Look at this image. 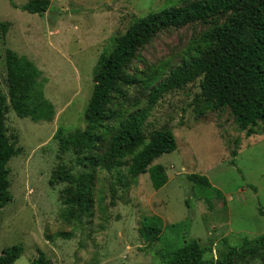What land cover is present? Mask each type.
<instances>
[{
  "label": "rangeland",
  "instance_id": "374dc122",
  "mask_svg": "<svg viewBox=\"0 0 264 264\" xmlns=\"http://www.w3.org/2000/svg\"><path fill=\"white\" fill-rule=\"evenodd\" d=\"M27 1L0 0V91L8 105L6 135L17 151L7 165L10 201L0 210V254L20 246L13 264H30L41 254L51 264H160L161 256L194 239L206 248L204 259L215 262L229 247L264 232L258 210L264 211L261 125L247 135L229 108L216 111L193 71V62L209 49L208 33L228 14L162 28L137 49L91 132L96 165L85 166L83 154L60 152L58 135L69 140V133L87 129L84 114L100 55L110 53L140 18L198 0H50L42 16L11 5ZM9 52L38 70L33 91L49 104L47 119L20 117L9 105ZM133 123L146 141L154 131L174 134L176 150L148 165L164 167L167 182L159 190L147 173L131 176L137 150L126 151L114 138ZM60 167L76 182L80 174H92L85 212L66 203L75 183H50ZM191 174L205 176L212 189L192 183ZM149 228L157 237L146 240L141 230ZM260 262L247 257L238 264Z\"/></svg>",
  "mask_w": 264,
  "mask_h": 264
},
{
  "label": "trees",
  "instance_id": "16d2710c",
  "mask_svg": "<svg viewBox=\"0 0 264 264\" xmlns=\"http://www.w3.org/2000/svg\"><path fill=\"white\" fill-rule=\"evenodd\" d=\"M50 0H28L20 7H12L29 14L42 16L50 8ZM228 14L226 21L213 28L207 35L209 49L193 62L194 77L201 76L202 97L213 103L216 111L229 108L233 119L247 135H252L258 124L264 134V0H198L181 7L165 8L150 13L130 25L125 33L116 38L110 53L101 54L94 76V86L85 109L87 129L83 133H69L66 140L59 137V150L72 149L83 154V164L94 166L96 161L90 155L93 149L92 130L105 117L110 95L116 90L125 66L142 47L165 27H180L195 21H207L218 15ZM208 45L204 47L206 49ZM6 83L9 105L20 116L33 121L47 119L45 111L49 104L39 100L35 88V77L39 75L35 66L25 58H17L13 53L6 55ZM165 84L156 88L152 96L155 100L165 89ZM8 109L6 99L0 91V210L10 201L8 162L17 154L6 135L5 115ZM115 140L126 147V151L137 153L130 160L129 173L132 177L148 174L153 189H161L167 182L164 167L155 164L148 167L151 160L162 154L174 152L177 148L174 134L169 131H154L146 141L137 125H125L115 135ZM234 165L235 150H231ZM122 159L124 153L117 158ZM112 165L113 162H109ZM73 177L64 167L57 169L50 183L56 181L75 183V193L67 201L80 205L81 212L87 210L89 185L92 174L82 173ZM188 179L204 188H211L206 177L191 174ZM212 189V188H211ZM90 201V200H89ZM259 214L264 216V211ZM146 240L157 237L151 228L141 230ZM206 248L197 240H189L184 245L161 256L160 264H238L245 258H260L264 264V232L253 240L245 238L238 247H229L227 253L213 262L204 259ZM22 252L20 246H12L0 254V264H13ZM30 264H51L42 254Z\"/></svg>",
  "mask_w": 264,
  "mask_h": 264
},
{
  "label": "crops",
  "instance_id": "0c3cea01",
  "mask_svg": "<svg viewBox=\"0 0 264 264\" xmlns=\"http://www.w3.org/2000/svg\"><path fill=\"white\" fill-rule=\"evenodd\" d=\"M205 177V176H204ZM208 180V179H207ZM209 182V181H208ZM210 184V183H209ZM210 186H211V184H210ZM212 187V186H211Z\"/></svg>",
  "mask_w": 264,
  "mask_h": 264
}]
</instances>
